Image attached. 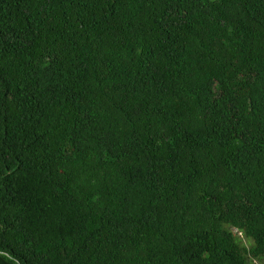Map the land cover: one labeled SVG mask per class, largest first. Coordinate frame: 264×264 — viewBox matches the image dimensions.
<instances>
[{
    "label": "trees",
    "instance_id": "obj_1",
    "mask_svg": "<svg viewBox=\"0 0 264 264\" xmlns=\"http://www.w3.org/2000/svg\"><path fill=\"white\" fill-rule=\"evenodd\" d=\"M249 258L264 0H0V264Z\"/></svg>",
    "mask_w": 264,
    "mask_h": 264
},
{
    "label": "rangeland",
    "instance_id": "obj_2",
    "mask_svg": "<svg viewBox=\"0 0 264 264\" xmlns=\"http://www.w3.org/2000/svg\"><path fill=\"white\" fill-rule=\"evenodd\" d=\"M239 235H240V236L242 237V239H243V244H244L245 246L249 247L250 244H249L248 240L245 239V238L243 237L242 234H239ZM249 262H250V264H264V258H263L262 260H256V259L249 258Z\"/></svg>",
    "mask_w": 264,
    "mask_h": 264
}]
</instances>
